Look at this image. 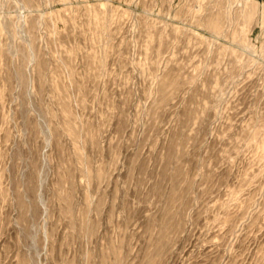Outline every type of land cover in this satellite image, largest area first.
I'll list each match as a JSON object with an SVG mask.
<instances>
[{"label": "rangeland", "instance_id": "1", "mask_svg": "<svg viewBox=\"0 0 264 264\" xmlns=\"http://www.w3.org/2000/svg\"><path fill=\"white\" fill-rule=\"evenodd\" d=\"M0 264H264V0H0Z\"/></svg>", "mask_w": 264, "mask_h": 264}]
</instances>
